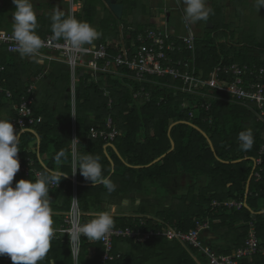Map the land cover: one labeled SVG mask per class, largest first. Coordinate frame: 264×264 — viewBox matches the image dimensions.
<instances>
[{"label":"trees","instance_id":"1","mask_svg":"<svg viewBox=\"0 0 264 264\" xmlns=\"http://www.w3.org/2000/svg\"><path fill=\"white\" fill-rule=\"evenodd\" d=\"M99 4H102L100 0H84L83 11L75 17L92 24ZM216 13L213 19H209L213 26L206 27L211 36L206 39L197 37L195 42L196 66L203 71V76L207 77L213 67L221 63L257 62L264 65L262 58L264 39H253L245 32L242 25L232 20L225 22L220 10ZM49 32L42 30L39 33L37 30L40 37H45ZM114 46L110 50L113 54L118 51ZM255 51L259 54L256 55ZM50 63L53 69L49 77L57 79L62 87L56 85L53 90L54 106L42 105L43 107L39 109L42 119L37 120L35 125L28 126L27 129L34 130L36 134L29 130L22 132L18 153L20 168L28 158H31L34 160V168H38L41 172L53 171L57 163L55 157L63 150L68 158H61L60 161L67 167L64 172L71 174L70 140L75 137L79 139L82 154L100 157L104 174L116 185L112 195L123 196L129 192L147 191L146 182L161 181L164 177L179 175L181 172L195 177L193 178L195 180H201L202 176H206L208 182L202 184L198 191H195L197 190L195 185H190L187 192L181 195L179 202L184 205L181 206V210L171 209L169 206H162L161 209L160 204L153 200L154 203L149 205L142 201L138 212L153 213L157 216L155 219L168 222L185 232L194 228L198 219L208 218L209 228L217 231L221 239L220 243L209 246L210 251L215 255L232 254L242 246L246 239L248 223L252 221L259 240L258 251L252 256L239 259L237 264H264V212H261L264 210V152L259 154L260 148L264 146V124L256 121L251 109L228 100L224 95H219L221 98L212 101L209 112L198 106L195 116L190 118L188 116L190 105H187L186 109H181L180 103L183 100L202 101L203 98L181 91L174 96L171 90L167 88L160 90L151 83L144 84L146 89L151 91V99L137 103L132 99V90L138 89L139 84L130 78L128 70L118 68L119 76L115 79L111 75H101L104 79L95 81L92 74L79 70V81L75 85V117H73L71 95L63 91L71 82L68 65L58 61ZM0 65L4 67L0 75L1 84L12 93V98L9 99L0 92V111L6 104L11 103L14 108L8 111L5 118L12 121L15 117V107L18 106L21 97L27 95L29 85L35 84L32 77L40 67H34L32 60L21 58L18 53H9L4 47L0 50ZM56 66L61 67L58 69ZM155 78L152 77L159 82L164 80L174 82L170 78ZM164 92L167 93V97L160 102L159 98ZM109 98L110 104H108ZM35 105L32 108L36 118L38 109ZM191 109L194 110L195 107L192 106ZM108 116L112 117L118 129V135L111 141L117 151L112 147L105 148L106 141L102 138H93L90 133L92 127L100 126V129H105L104 121ZM208 117H211V122H208ZM181 121H191L201 128L212 141L215 152L200 131ZM174 122L177 123L172 126L169 136V126ZM248 128L253 132L254 144L251 150L245 152L241 150L237 137L241 131ZM37 136L40 139L39 157L45 163V167L39 163ZM170 138L173 139L175 147L165 157L147 167L130 166L147 165L166 153L171 147ZM31 145H33L32 149ZM259 156L261 164L257 165L254 171L259 172L261 178L256 180L252 177L250 180L246 199L249 208L243 206L235 210L211 207L213 200L244 199L247 180ZM239 159L241 160L231 162ZM224 160L230 162L226 163ZM19 175L20 179L35 180L33 173L27 176L22 173ZM76 175L80 183L77 186L78 206L84 213L82 223H85L95 217L87 214L90 212L91 204L98 206L109 193L104 185H92L90 184L92 182L86 181L79 170ZM15 184L12 182L13 187ZM60 184L67 185L65 193H62L61 189H51L49 196L53 200L61 201V204L55 207L56 210L68 211L73 195L72 185L67 178L62 179ZM51 206L54 207L52 201ZM53 220L56 224L60 223L58 216L54 215ZM114 220V227L126 228L133 225L131 216H114ZM162 228L160 223L149 219L148 225L142 230ZM103 250L100 240H88L82 236L77 253L79 264H102L100 257ZM112 251L115 259L108 264L152 262L198 264L194 258L198 248L180 244L175 240H167L160 235L152 236L142 243L130 239H115ZM0 264H13V262L5 254L0 256ZM40 264H75L66 234L52 239L50 251Z\"/></svg>","mask_w":264,"mask_h":264},{"label":"built area","instance_id":"2","mask_svg":"<svg viewBox=\"0 0 264 264\" xmlns=\"http://www.w3.org/2000/svg\"><path fill=\"white\" fill-rule=\"evenodd\" d=\"M65 1L71 4V11H73L74 6H76L74 0L72 2L70 0ZM183 27L184 32L181 34H173L166 29L146 27L136 33L128 44L122 43L118 46L116 48L118 51L115 54L110 52L113 45L108 42L97 46H86L89 47V51L78 54L71 64L69 63L71 53L67 44L63 40H54L52 38L53 33L41 37L45 41V46L41 51L44 56L43 59L67 64L74 81L77 79L76 74L79 70L90 73L94 77L111 75L115 79L119 76L118 68H125L128 70L130 78L139 84L138 89L132 90V99L137 103H144L151 99V91L146 89L145 83H151L153 87H159L160 90L167 88L172 91L174 96H177L178 91L197 95L204 100L196 99L191 102L183 100L180 103L181 109H186L187 105H190L188 116L192 118L195 116L196 107L199 106L204 111L209 112L212 101L221 98L219 95H224L228 100L251 109L255 114L256 121L264 124V65L257 62L221 63L213 67L208 76L204 77L203 71L196 66L195 42L197 37L195 30L192 25H188L185 21ZM11 35L8 32L0 31V50L4 47L9 53H17ZM3 70L4 67L0 65V75ZM42 75L43 73L37 75L35 79L38 80ZM152 77L170 78L174 82L170 83L167 80L159 82L152 79ZM34 85V83L29 85L27 89L28 96L21 97L18 106L15 107V117L11 121L16 129L21 127L22 132H25L24 129H27L28 126L37 123L32 108ZM0 92H3L7 98H12L11 91L4 88L1 81ZM104 94L107 95L106 92ZM166 97V92L161 94L160 102L164 101ZM110 103L111 99L109 98L108 104ZM192 106L195 107L194 110L191 109ZM211 120V117H208V122H211ZM104 124L105 129H100V126L91 128L92 137L102 138L109 142L113 141L118 135V129L115 127L112 117L108 116ZM263 152L264 146L260 148L259 154L261 155ZM33 164V159L28 158L20 170L31 171L36 178V174L41 173V171L34 168ZM260 164L261 157L259 156L255 160V166ZM253 177L256 180L261 178L259 172L255 171ZM73 182L76 184L75 180ZM58 187H60V184L52 185L51 189ZM243 206L244 199L213 200L211 202V207H226L238 210ZM77 212L82 223V213L78 204L76 203L74 208L72 202L70 209L60 219V223H54L53 227L56 229L54 237L60 236L64 230L70 227ZM147 219L149 220L150 217H137V222L132 226L126 228L114 227L110 233L100 239L104 248L100 257L101 263L108 264L109 261L115 259L112 251L113 240L115 239H130L142 243L152 236L160 235L167 240H175L180 244L201 249L200 233L210 227L208 218L198 219L195 222V227L187 232L168 222L153 219L160 223L163 228L143 231L142 228L147 225ZM65 234L70 242L69 235ZM258 242L255 225L250 221L244 244L228 255H215L206 251L209 264H237L239 259L252 256L258 251Z\"/></svg>","mask_w":264,"mask_h":264},{"label":"clouds","instance_id":"3","mask_svg":"<svg viewBox=\"0 0 264 264\" xmlns=\"http://www.w3.org/2000/svg\"><path fill=\"white\" fill-rule=\"evenodd\" d=\"M72 2V0H70ZM15 5L11 39L15 42V51L21 58H28L35 63L43 61L42 49L45 41L38 35L37 13L32 0H12ZM183 20L192 25L208 21L213 9L207 0H182ZM257 11L264 7V0H255ZM51 31L54 40H63L71 53V64L78 54L87 53L89 47L100 38V33L93 25L78 20L74 15L66 14L55 8L51 13ZM75 117V114H71ZM27 130V129H24ZM22 135L21 127L16 129L11 120L0 117V256L8 255L13 264H40L51 248L56 229L54 210L49 196L52 185H59L68 175L63 171L45 170L37 173L35 180L20 179L13 187L12 182L20 170L18 153ZM241 150L249 151L254 144V135L250 128L241 131L237 137ZM78 138L70 140L71 175L79 170L86 181L102 184L109 194L116 190L110 177L104 174L100 157L82 154ZM67 159L65 151H60L55 159ZM75 208L77 199L72 198ZM137 204L140 201L137 199ZM129 200H121L120 207L127 208ZM94 218L85 223L75 214L70 227L63 231L70 237L71 254L75 264L81 237L88 240H100L114 228L115 205H105Z\"/></svg>","mask_w":264,"mask_h":264},{"label":"crops","instance_id":"4","mask_svg":"<svg viewBox=\"0 0 264 264\" xmlns=\"http://www.w3.org/2000/svg\"><path fill=\"white\" fill-rule=\"evenodd\" d=\"M32 2H33L34 10L37 13V20H38L37 30H38V32L40 33V31H42V30L43 31L47 30V31H50L49 33H52V31H51V23L52 22H51L50 17H51V13L53 12V10L55 8H59V9L63 10L65 13H68L70 15L75 16L78 13H81L83 11L84 0H74V2L76 3V6H74L73 11H71V4L69 2H66L65 0H32ZM101 6L102 5L99 4V6H97V8H96V15L100 16L99 17L100 20H102L105 17L104 15H98V13H101V11H102ZM162 6H164V4L159 6L157 3H154V2L151 3L149 6V10H148L149 12H147V14H149L151 18H149V15L144 16V18L147 19L148 21L159 24L160 28H158V29H166L173 34H177V33H174V31L171 28L173 26L179 25V23L175 22L173 20L167 21V18L164 17L165 12L168 11V9H166V8L163 9L164 13L159 14L158 9H162ZM166 6L168 7L169 5L166 4ZM166 6H164V7H166ZM103 7L106 10H108L104 5H103ZM14 11H15V5L12 3V0H0V31H5V32L12 34V26H13V15L12 14ZM130 21H129V23H130ZM42 24L44 26H42ZM91 25H94L93 22ZM94 27L100 33H102V35L100 36L99 39H97L93 43L92 46H97L101 43L108 42V43H111L112 45H115L114 48H117L118 46L122 45V43L128 44L129 41L134 37V35L136 33L140 32L138 30H134L133 27L131 26V27L127 28V30H126L127 33L122 32V34L118 37V39H112V38H109V36H106V34H103L101 27H100L98 22L95 24ZM146 27H150V26H146ZM146 27H144V28H146ZM161 27H163V28H161ZM144 28H142V29H144ZM132 34H134V35H132ZM50 62L51 61H48L45 59H43V61L41 63L33 62L34 67H38V66L40 67L36 71V74L32 77L35 81V85H34L35 88H34V92H33V105L36 104L35 106L38 109V115H37L38 117H36V118L39 121L42 119L41 114H39V109L43 107L42 105L46 106L47 104H49L51 106H54V102L52 99L53 98L52 93H54L53 90H54L56 85H58L59 87H62L59 84V82L57 81V79H51L49 77V74L51 73V71L53 69L52 67H50L51 66ZM60 67L61 66H59V67L56 66V68H58V69H60ZM69 71H70V69H69ZM78 72H80V71H78ZM42 73H43V75L38 80H36L35 78L37 77V75L42 74ZM83 73H85V72H83ZM70 75H71V82H70L68 88H66L63 91L65 92V94L70 93L71 98H72V109H73V113H74L75 112V102H74L75 101V85L79 81V76L77 73L76 74L77 79L74 81L72 78L71 71H70ZM100 79H104V76L98 75V76L94 77V81L100 80ZM10 104L9 103L6 104V106L1 109L0 117L5 118L8 115V111H10L11 108L12 109L14 108ZM108 143H111V141L110 142L106 141V145ZM106 145H105V148H106ZM30 147L32 149L33 145H31ZM36 147H37V143H36ZM107 147H112V146H107ZM112 148H114L117 151V149L115 148L114 145ZM37 151H38V147H37ZM37 155H38V153H37ZM38 159H39V163H40V160H42V159L39 157V155H38ZM33 162H34V160H33ZM42 162H43V160H42ZM44 165H45V163H44ZM33 167H34V164H33ZM66 169H67V167L65 166L64 162L59 161V163L57 162L55 164L53 171H63L64 172V170H66ZM21 173L24 174L25 176H27L29 173H32V172L19 170L13 179L14 183H16L17 181L20 180L21 176L19 174H21ZM65 174H67V173H65ZM71 174H67L68 176L66 178L71 182V185H72V193H73L72 198L77 199V186H78V184H77L78 181H77V177H76L77 175L76 174L71 175ZM175 176H177V175H175ZM70 177L71 178L75 177L74 180L76 181V184L73 182L72 179H70ZM34 178H35V176H34ZM90 184L95 185L93 183H90ZM66 186H67L66 184H64L63 186H61V184H60V187L53 188V190L61 189L62 193H65ZM125 198H127L131 202V200L138 199V193L129 192L127 194H124L123 196L122 195H116V194H114V195L106 194L104 196L103 202H100V204L98 206L94 205V203L91 204L90 212L87 214H90L92 216H96L101 211L106 210L105 205H115L116 211L114 213V216H121V215L122 216H131V218L133 219L132 224H135L137 222V217H140V216L150 217L151 220L155 219V218H152V215H150L149 213H139L136 210H134L133 212L132 211L130 212L131 209L129 210L127 208H126V210H124V208L120 207V202H121V200H123ZM60 204H61L60 200H56V199L53 200L52 199V205L54 206L53 207L54 215L58 216L59 221L62 218L63 214L65 212H67V211H58L55 209V207L57 205H60ZM77 204H78V200H77ZM71 205H72V200H71L70 207H71ZM79 210H80V208H79ZM81 213H82V215L84 214L82 211H81ZM147 225H148V219H147ZM200 240H201L202 247H201V249H198V251H200V253H202L205 256V259L203 262L200 261L199 258L197 257V253L194 255V258L198 264H209V257L207 255L206 251H209L210 253H212L209 249V246H213V245L221 242V239L219 238V233H217V231H212L211 228H208V229H206L200 233ZM149 264H155V263L152 262Z\"/></svg>","mask_w":264,"mask_h":264},{"label":"rangeland","instance_id":"5","mask_svg":"<svg viewBox=\"0 0 264 264\" xmlns=\"http://www.w3.org/2000/svg\"><path fill=\"white\" fill-rule=\"evenodd\" d=\"M142 1L143 0H121L124 5V10L120 19H117L110 11L103 7V4H101L102 11L101 13H98V15H104L105 17L100 20V16L96 15L94 17L95 20H93V26H95V24L98 22L103 34H106V36H109V38L112 39H118L122 32H126L127 28L131 26L134 30L138 31H142V28L146 26H150L155 29L160 28L159 24L148 21L144 17L140 16L142 12H145V10H143L144 7L143 9L141 8V10L140 8L135 9V7H140ZM212 6L214 9L216 8L217 10H220L225 22L232 20L239 25H242L243 29H245V32H247L253 39H264V7H261L259 11H257L255 7V0H212ZM146 8L148 9V7ZM163 12V9H160V13L162 14ZM172 15L177 16V14L173 12ZM178 23L179 25L173 26L171 29L174 31V33L181 34L184 32V20L180 19ZM209 23V20L206 22V24L204 21H202L201 25L200 23L198 24V28L193 27L196 37H202L203 39H206L207 37L211 36L209 31L206 29L207 24ZM255 54L258 55L259 52L255 51ZM262 58H264V53ZM193 178L195 177L181 172V174L177 176L164 177L161 179V181L146 182L145 187L147 191L144 190L138 193V200L140 203L143 201L146 205L153 204L154 202L152 201L154 200L160 204L159 206H161V209L162 206H169L171 209L181 210V206L183 207L184 205H182L179 200H181V195L187 192L188 187L190 185H195L197 188L195 191H198V188L202 184L204 185L208 182L206 176H202L201 180H195ZM136 201L137 199L131 200V202L129 201L127 209H131L130 212H133L134 210H140V203L137 204ZM124 210H126V208H124ZM150 215H152V218L157 217L153 213H150ZM197 257L202 262L205 259V256L200 253V251L197 252Z\"/></svg>","mask_w":264,"mask_h":264},{"label":"water","instance_id":"6","mask_svg":"<svg viewBox=\"0 0 264 264\" xmlns=\"http://www.w3.org/2000/svg\"><path fill=\"white\" fill-rule=\"evenodd\" d=\"M102 3H103V5L117 18V19H120L121 17H122V14H123V10H124V5H123V2H121V0H100ZM170 19L169 18H167V21H169ZM209 27H212V24H210L209 23ZM181 122H183V123H186V124H188V125H190L191 127H193V128H195V129H197L198 131H200L205 137H206V139H207V141H208V144H209V146H210V148L212 149V151L213 152H215V149H214V146H213V143H212V141L209 139V137L207 136V134L201 129V128H199L198 126H196V125H194L191 121H181ZM175 123H177V122H174V123H171L170 124V126H169V129H168V135L170 136V130H171V128H172V126L175 124ZM27 130H29V131H31V132H33V133H35L36 134V132L34 131V130H32V129H27ZM170 142H171V147H170V149L166 152V153H164V154H162V155H160L159 157H157L156 159H154L152 162H150L149 164H147V165H130V164H128V165H130L131 167H135V168H141V167H147V166H150L151 164H153V163H155V162H157V161H159L160 159H162L163 157H165L168 153H170L171 151H173V149H174V147H175V143H174V141H173V139L172 138H170ZM107 146H112L113 147V144L112 143H108L107 145H106V147ZM37 147H38V155H39V148H40V139H39V137L37 136ZM241 159H239V160H236V161H231V162H237V161H240ZM224 162H226V163H228V162H230V161H227V160H224ZM40 163H41V165L42 166H44L45 167V165H44V163L42 162V160H40ZM114 167V164H113V162H112V168ZM255 164L253 165V168H252V171H251V173H250V175H249V178H248V180H247V183H246V188H245V197H244V206L246 207V208H249V206L247 205V202H246V199H247V195H248V192H249V184H250V180H251V178L253 177V173H254V170H255ZM112 172H113V169H112ZM70 179H72V180H74V178L72 177H70ZM77 184H80V183H78L77 182ZM261 212H264V210H262Z\"/></svg>","mask_w":264,"mask_h":264},{"label":"flooded vegetation","instance_id":"7","mask_svg":"<svg viewBox=\"0 0 264 264\" xmlns=\"http://www.w3.org/2000/svg\"><path fill=\"white\" fill-rule=\"evenodd\" d=\"M157 3L159 6L160 5H163L164 4V6H166V4L167 5H169L168 7L166 6V7H164V6H162V9H168V11H166L165 12V14H164V17L165 18H169L170 20H173V21H175V22H178L180 19H183V15H184V13H183V4H182V0H143L141 3V5H140V7H135V9H137V8H140V10H141V8L143 9V7H144V9L143 10H145V12L143 13H141L140 14V16L141 17H144V16H146V15H149V14H147V12H149L148 10H149V6H150V4L151 3ZM207 3H208V6L209 7H211L212 9H213V13L210 15V18L209 19H213V15H214V8H213V6H212V0H207ZM146 7H148V9L146 8ZM218 10L216 9L215 10V13L217 12ZM172 12L173 13H176L177 14V16H173L172 15ZM158 13L159 14H161L160 13V9H158ZM164 13V12H163ZM216 14H218V13H216ZM149 18H151L150 17V15H149ZM208 19V20H209ZM202 22V21H201ZM201 22H197V23H195V24H192V26L193 27H196V28H198L199 27V23H200V25H201ZM207 22V21H206ZM206 22H204L205 24H206ZM211 24V23H210ZM207 26H209V24H207ZM213 26V25H212Z\"/></svg>","mask_w":264,"mask_h":264}]
</instances>
